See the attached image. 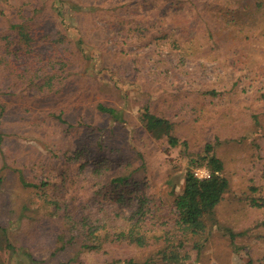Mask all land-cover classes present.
Returning a JSON list of instances; mask_svg holds the SVG:
<instances>
[{"label":"rangeland","instance_id":"rangeland-1","mask_svg":"<svg viewBox=\"0 0 264 264\" xmlns=\"http://www.w3.org/2000/svg\"><path fill=\"white\" fill-rule=\"evenodd\" d=\"M42 1L38 37L16 57L3 51L13 15L0 3V262L148 258L160 244L154 239L145 248H82L100 242L69 227L48 200L113 229L131 211L128 196L151 195L166 207L186 171L206 166L202 156L213 154L228 187L205 217L203 246L187 243L191 262L261 264L264 206L252 199L264 198V0ZM58 4L63 18L50 7ZM50 74L57 76L51 86L40 88ZM98 104L113 107L116 117ZM146 106L173 122L176 146L145 131ZM103 159L110 175L98 180L92 169ZM127 171L126 204L111 184L93 194ZM59 234L72 242L59 248Z\"/></svg>","mask_w":264,"mask_h":264},{"label":"trees","instance_id":"trees-1","mask_svg":"<svg viewBox=\"0 0 264 264\" xmlns=\"http://www.w3.org/2000/svg\"><path fill=\"white\" fill-rule=\"evenodd\" d=\"M10 0H0L1 5L8 8L9 14L13 15V20L9 24L8 32L2 37L3 51L5 54H10L16 57L18 52L24 50L29 52L32 43L37 39L39 27L38 22L40 14L44 9V2L42 0H21L16 6H8ZM43 3V4H42ZM54 17L63 18L64 14L61 7L58 5L52 6ZM72 9L74 11L81 10L78 4H74ZM155 17V16H154ZM148 18H153L150 16ZM60 34V33H59ZM62 39V36L58 38ZM173 46L177 47L179 40L173 39ZM184 49L187 45L184 44ZM4 55L7 56V55ZM2 57V63L5 66L9 65L8 58ZM54 74H50L44 78L40 88L50 87L55 80ZM97 109L101 112L109 114L112 118L116 117V111L111 106L98 104ZM140 122L147 133L154 139H165L170 146H176L179 143L178 137L174 134V124L169 119L159 116L149 110L146 106L145 110L140 114ZM2 135L0 134V143ZM211 145H206V151L211 149ZM205 162L210 171V176L205 179H198L194 177L192 170H187L184 176L182 189L175 193L170 204L163 205V203L155 201L151 195L135 194L130 197L129 204L131 211L128 216L123 219L120 224H114L113 229H103V224L92 223L88 217L76 218L72 211L64 206L61 208L57 200H48L54 204L55 211L63 210V222L71 225L72 228L81 231L85 238H95L100 244L88 245L83 244L82 248L98 250L102 243L105 242H120L131 245L135 248H145L149 245L151 239L160 244L152 251L148 258L144 260H136L128 258L122 264H193L190 255L186 249L187 243L191 248L200 250L206 239V222L205 217L213 213L214 208L220 202L223 193L227 190L228 180L220 174L222 170V162L215 155L205 154L201 158ZM198 160L192 159L191 163L194 165H203L198 163ZM108 159H103L102 162H96L92 173L94 177L100 180L103 173L110 175L111 165ZM100 164V165H99ZM104 165V166H102ZM105 169L102 170V168ZM126 166L129 163L126 162ZM128 179H130L129 172H124L119 175H112L109 177L107 183H100V187L93 191L99 194L108 184L113 188H120L117 192V201L121 204H126V198L123 190L128 186ZM104 182V181H103ZM24 185L36 186V184L25 183ZM136 186V184H135ZM176 185H173L170 193H174ZM134 193V192H133ZM133 199H135L133 201ZM252 203L258 206H264V198L262 196L252 199ZM167 210V211H166ZM72 215V216H71ZM264 223V221H263ZM80 229V230H79ZM111 231V232H110ZM58 240L60 242L59 248H64L66 242H72V237H64L59 234ZM6 246L12 251L14 248L12 244L7 243ZM74 259V258H73ZM118 260L112 259L103 264H119ZM35 263V262H34ZM0 264H3L0 262ZM264 264V254L262 256V263Z\"/></svg>","mask_w":264,"mask_h":264},{"label":"built area","instance_id":"built-area-1","mask_svg":"<svg viewBox=\"0 0 264 264\" xmlns=\"http://www.w3.org/2000/svg\"><path fill=\"white\" fill-rule=\"evenodd\" d=\"M192 172H193L194 177L198 179H205L210 176V171L205 166L196 167L195 169H193Z\"/></svg>","mask_w":264,"mask_h":264}]
</instances>
